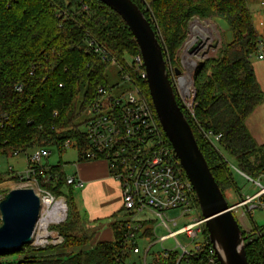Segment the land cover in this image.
Wrapping results in <instances>:
<instances>
[{"label":"trees","instance_id":"trees-1","mask_svg":"<svg viewBox=\"0 0 264 264\" xmlns=\"http://www.w3.org/2000/svg\"><path fill=\"white\" fill-rule=\"evenodd\" d=\"M131 1L156 32L170 79L169 69L179 68L177 54L195 16H214L227 24L231 40L223 43L217 58L204 60L193 72L192 114L179 98L177 102L223 195L234 183L222 153L234 160L242 174L254 179L263 176L264 144L257 148L244 125L263 100L251 64V59L258 56L261 37L254 27L248 0ZM81 5H86L87 11ZM87 41L100 45L121 66L125 57L139 55L120 17L95 0H0V118H7L0 127V156L51 147L61 152L65 140L82 144L80 125L86 119L81 124L77 121L97 99V88L107 92L112 89L105 80L109 64L86 50ZM132 77L152 108L146 83ZM205 132L220 135L219 142L213 145L203 137ZM163 139L167 142L164 135ZM258 154L260 160L256 162ZM41 169L40 188L66 201L65 223L51 228L61 235L63 243L43 250L24 246L16 253L0 255V264H111L119 252L117 219L110 225L114 241L90 246L94 232L86 230L87 223L76 210L75 190L66 185L60 163L42 165ZM11 180H17L13 171L0 175V184ZM119 214H124L123 209ZM75 229L79 233H74ZM145 235L150 236L149 231ZM203 235L208 241L205 229ZM242 235L246 238L248 264H264L261 230L255 228ZM12 255L16 259L3 261Z\"/></svg>","mask_w":264,"mask_h":264},{"label":"built area","instance_id":"built-area-1","mask_svg":"<svg viewBox=\"0 0 264 264\" xmlns=\"http://www.w3.org/2000/svg\"><path fill=\"white\" fill-rule=\"evenodd\" d=\"M81 6L87 11L86 5ZM260 6L264 15V1ZM259 26L264 27V23ZM85 46L86 50L101 62L117 66L120 82L126 85L115 94L112 89L107 92L102 87L97 88L98 97L91 104L89 116L81 130L84 136L82 144L65 140L61 145L63 150L74 149L82 161H105L110 176L120 185L124 214L117 219L120 232V239L117 241L119 252L113 257L111 264H137L131 260L134 256L137 257L138 264H156L160 261H170L171 264H219L211 244L204 238V220L200 216L192 186L172 148L163 139L153 108L132 77L134 75L136 80L145 82L140 55L125 57L121 66L115 57L110 56L93 41H87ZM257 59L264 61L262 43ZM17 91H21L20 86ZM188 112L192 114V106ZM6 120V117L0 118V127ZM203 137L213 145L221 138L211 132L203 133ZM17 155L18 153H14L13 156ZM49 155L47 148L33 149L26 156L25 171L22 174L15 173L16 188L32 189L40 201L39 218L31 241L26 245L32 250L56 248L63 243L61 235L51 228L64 223L67 217L66 201L44 191L38 182V178L43 174L42 161ZM8 170L12 171V168L9 167ZM234 170L251 181L250 177L235 168ZM251 182L260 190L253 196L241 197L240 202L235 205H228L239 228L247 234L253 231L249 219L254 211L264 212V186H261L259 181ZM66 185L81 189L83 182L69 177L66 178ZM2 199L0 197V201ZM43 200L48 202L47 207L41 205ZM61 200L64 205L59 204ZM45 210L62 213V218L49 223L41 232L39 220ZM168 211L179 212V218L193 215V219L181 229L170 231L167 224L172 223L175 226L179 218L169 220L166 215ZM154 219L159 220L157 225ZM156 226L166 229L168 233L156 237ZM146 231H149L150 236L145 235ZM178 235H184L190 240L189 246H181L176 240ZM199 235L200 240L195 242ZM168 239H173L175 246L172 249H163L162 244ZM157 245L160 249L155 253L152 248Z\"/></svg>","mask_w":264,"mask_h":264},{"label":"water","instance_id":"water-1","mask_svg":"<svg viewBox=\"0 0 264 264\" xmlns=\"http://www.w3.org/2000/svg\"><path fill=\"white\" fill-rule=\"evenodd\" d=\"M123 21L137 45L149 99L181 169L194 191L207 239L219 264H248L245 237L235 221L196 143L177 102V94L162 45L149 21L131 0H95ZM198 65H194L196 69ZM175 75L181 72L174 69ZM180 82L184 79L180 77ZM40 201L32 189L15 188L0 201V255L18 252L29 244L39 218Z\"/></svg>","mask_w":264,"mask_h":264},{"label":"rangeland","instance_id":"rangeland-1","mask_svg":"<svg viewBox=\"0 0 264 264\" xmlns=\"http://www.w3.org/2000/svg\"><path fill=\"white\" fill-rule=\"evenodd\" d=\"M264 0H248L249 8L252 15V20L254 23V27L257 30L258 34L260 35V40L262 43L263 53H264V27L258 26L259 21H264V15H262V8L260 6L261 2ZM231 40V35L228 31L227 24L222 20L218 19L214 16L208 18H201L195 16L187 26V36L182 44L181 48L178 51L177 58L179 60V68H177L180 72V76H176L174 74V68L169 69L171 72V80L175 86L176 94L179 100L181 101L182 105L188 111L191 109L192 101H193V94L194 88L192 83V75L195 69L190 67V62H194L195 65H199V63L203 62L207 59H215L218 57L219 52L223 46V43L229 42ZM251 64L254 69L257 82L260 86V89L263 92V100L260 106H258L253 113L245 120L244 125L245 128L252 138L255 146L257 148H261L264 144V61L258 60L257 57H253L251 59ZM118 67L117 66H109L105 71V80L109 87L112 88L113 94L117 93L119 89L125 88V84L120 82L118 77ZM180 77L183 78L185 81L180 82ZM185 82V83H184ZM138 85V84H137ZM141 90L140 85L138 86ZM83 90L81 91L78 102L76 104V108L78 109L80 105V101L82 100ZM89 116V111H85L80 116L79 120L77 121L78 124H81ZM83 129V124L80 125V130ZM50 152L49 157L46 160L42 161V164H48L49 166H55L60 163L62 166V170L65 176H68L71 167H72V160L76 157V151L72 148L65 149L59 152L56 147H51L48 149ZM30 151L27 152V154ZM24 153H20L17 156L13 157H4L0 156V175L7 174L8 168L11 167L12 171L16 174H22L26 168V155ZM260 155L255 158L256 162H259ZM223 158L228 163L230 171H231V178L234 183V187L225 191L224 196L227 204L229 206L235 205L240 202L241 197L246 196H253L257 193L260 188L256 186L255 183L251 181H259L261 186H264V175L259 178H251L249 181L243 175L238 173L235 169H237V165L230 156L226 153H222ZM238 170V169H237ZM249 178V177H248ZM16 188V180L5 181L0 184V197L4 198L8 191ZM6 193V194H5ZM65 195V193L63 192ZM73 200L76 203L78 200V192L75 191L73 194ZM70 204V201L68 200ZM78 203V201H77ZM79 205V203H78ZM79 214L81 215V205H79ZM167 218L169 220L179 218L180 213L176 211H168L166 213ZM67 219V217H66ZM65 219V221H66ZM193 219V215L188 217L179 218L176 221V225L173 226L172 223H168V228L170 231H176L181 229L183 226L190 223ZM155 220V225L158 224L159 220ZM64 221V223H65ZM1 224V221H0ZM106 224H104L105 226ZM249 225L253 229L257 228L261 230V233L264 235V212L261 210H255L251 219H249ZM105 227H102V229ZM89 230V229H86ZM74 233L77 232V229L74 230ZM100 233H102L100 231ZM168 232L166 229L162 227H157L155 230L156 237H161L166 235ZM201 235L197 237L195 242L200 240ZM177 242L183 246L187 247L190 244V240L186 239L184 235H178L176 237ZM112 241V240H111ZM90 246H93V242L89 243ZM175 246V242L173 239H168L162 244L163 249H172ZM160 246L157 245L152 248L153 252H158ZM17 256L12 255L3 258V261H13L16 259ZM132 262H136L138 264L137 257L131 258Z\"/></svg>","mask_w":264,"mask_h":264},{"label":"crops","instance_id":"crops-1","mask_svg":"<svg viewBox=\"0 0 264 264\" xmlns=\"http://www.w3.org/2000/svg\"><path fill=\"white\" fill-rule=\"evenodd\" d=\"M260 23L264 21H259L258 26ZM72 161L71 171L66 178L74 177L83 182L81 189H74L78 192L81 215L77 201L74 204L83 222L87 223V229L94 232L91 242L93 245L113 242L114 235L110 225L120 216L123 204L119 183L110 176L109 167L103 160L82 161L76 152ZM44 165L49 166L47 163Z\"/></svg>","mask_w":264,"mask_h":264},{"label":"bare ground","instance_id":"bare-ground-1","mask_svg":"<svg viewBox=\"0 0 264 264\" xmlns=\"http://www.w3.org/2000/svg\"><path fill=\"white\" fill-rule=\"evenodd\" d=\"M190 67L193 68L194 67V62H190ZM185 81V80H184ZM185 83V82H184ZM59 204L64 205L63 201L61 200L59 202ZM41 205H43L44 207L48 206V202L43 200ZM62 209V206H61ZM62 218V213H53V212H49V211H44L43 214L41 215V218L39 220V224H40V230L41 232H43L45 230V227L53 222V221H57L60 220Z\"/></svg>","mask_w":264,"mask_h":264}]
</instances>
